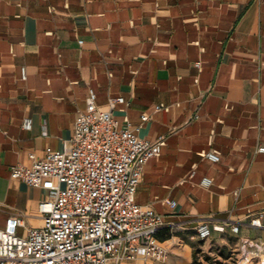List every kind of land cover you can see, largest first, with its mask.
I'll list each match as a JSON object with an SVG mask.
<instances>
[{"label":"crops","instance_id":"obj_1","mask_svg":"<svg viewBox=\"0 0 264 264\" xmlns=\"http://www.w3.org/2000/svg\"><path fill=\"white\" fill-rule=\"evenodd\" d=\"M90 88L101 107L123 97L113 114L138 136H165L135 201L170 223L157 234L166 257L116 264H264V249L242 248L264 243V0H0V228L13 215L20 235L42 223L47 192L11 168L69 146ZM206 217L238 232L194 237Z\"/></svg>","mask_w":264,"mask_h":264},{"label":"built area","instance_id":"obj_2","mask_svg":"<svg viewBox=\"0 0 264 264\" xmlns=\"http://www.w3.org/2000/svg\"><path fill=\"white\" fill-rule=\"evenodd\" d=\"M195 65L200 67V61ZM124 102L121 96L109 97L106 107H101L90 88L85 108L76 114L69 146L62 150L46 147L43 157L29 153V165L19 163L11 168L12 178L47 194L38 203L39 226L20 235L17 228L22 218L13 215L0 228V264H116L138 255L165 259L166 249L157 234L170 223L149 205L135 201L143 168L160 155L165 136L142 138L137 135L139 127H133L127 117L120 123L113 111ZM147 118L141 115L142 121ZM22 127L30 129L31 119L24 118ZM255 150L264 152V145ZM203 155L219 160L214 151ZM200 182L209 186L212 180L205 176ZM168 203L171 208L176 205L174 200ZM249 224L261 227V215L250 218ZM226 225L238 232V222L203 218L194 237L204 240L213 230L224 231ZM246 243L264 249L263 242L249 241L242 248Z\"/></svg>","mask_w":264,"mask_h":264}]
</instances>
